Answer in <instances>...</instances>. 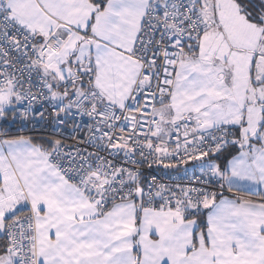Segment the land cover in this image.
Segmentation results:
<instances>
[{"label": "snow or ice", "instance_id": "obj_1", "mask_svg": "<svg viewBox=\"0 0 264 264\" xmlns=\"http://www.w3.org/2000/svg\"><path fill=\"white\" fill-rule=\"evenodd\" d=\"M0 264H264V0H0Z\"/></svg>", "mask_w": 264, "mask_h": 264}]
</instances>
